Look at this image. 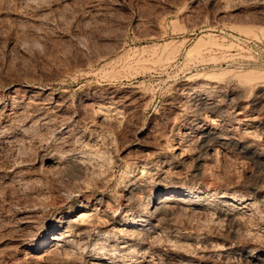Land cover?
I'll use <instances>...</instances> for the list:
<instances>
[{"label": "rangeland", "instance_id": "374dc122", "mask_svg": "<svg viewBox=\"0 0 264 264\" xmlns=\"http://www.w3.org/2000/svg\"><path fill=\"white\" fill-rule=\"evenodd\" d=\"M216 29L264 39V0H0V264H264V66Z\"/></svg>", "mask_w": 264, "mask_h": 264}, {"label": "bare ground", "instance_id": "6f19581e", "mask_svg": "<svg viewBox=\"0 0 264 264\" xmlns=\"http://www.w3.org/2000/svg\"><path fill=\"white\" fill-rule=\"evenodd\" d=\"M202 39V38H201ZM203 40V39H202ZM202 40H199L200 42H201V44L200 45H202V43L204 44V42L202 41ZM205 41V40H204ZM209 42V41H208ZM207 41H206V43H208ZM199 43V42H198ZM171 45V44H170ZM199 45V46H200ZM234 75H236L237 77H239L241 80H242V82H244L246 85L248 84V85H250V84H252L251 82H254V81H256L257 79H259L260 77H262L263 75H261V74H259V73H257V72H255V71H248V72H240V73H236V74H234ZM205 76V75H204ZM210 75H206L205 77H209ZM250 83V84H249ZM40 95V94H39ZM202 107H204V108H208V109H214V108H216V104H214V103H202ZM205 135H204V137H203V141H201L202 142V146H200L201 148L202 147H207V146H210V144L209 143H211V142H213V143H219L220 141H222V140H226V141H230L231 139L228 137H226L225 136V134H224V136H223V134H220V133H212V132H207V133H204ZM228 135H229V133H228ZM231 135V134H230ZM235 139V138H234ZM233 139V140H234ZM233 140H231V141H233ZM238 141V140H237ZM241 142V141H240ZM226 143V142H225ZM244 143V142H243ZM209 144V145H208ZM237 144V143H236ZM244 149H246V150H250L251 151V153H252V156H254L255 158L257 157V154H258V152L257 151H255V149L253 150L252 149V147L251 146H249L248 144L247 145H243V144H240ZM239 145V146H240ZM213 146V145H212ZM211 148V147H210ZM240 148V147H239ZM242 149V148H241ZM250 153V154H251ZM248 154V153H247ZM258 159V158H257ZM260 159V158H259ZM79 163V162H78ZM80 164H82V163H80ZM78 165V164H77ZM84 165V164H83ZM76 169H77V172H78V170L81 172L83 169H82V167L83 166H81V165H79V166H74ZM83 172V171H82ZM74 175V174H73ZM130 175V174H129ZM138 184V183H137ZM191 190V189H190ZM190 190H185V192H187L186 194H184L183 196H189V194H190ZM169 191V190H168ZM175 191H169V192H167L166 191V193L167 194H163L161 197H159L158 199H156V201H155V203L152 205V207H153V211L155 212V213H159V214H161V216L163 217V216H167V218H169V216H170V210H169V208L165 205V203L167 202H169V201H172L173 200V193H174ZM182 192V191H181ZM192 192V191H191ZM169 193V194H168ZM178 193V192H177ZM180 193V192H179ZM192 194V193H191ZM179 194H177V196H178ZM175 196V195H174ZM176 198V197H175ZM181 199V198H180ZM175 200V199H174ZM178 200H179V198H178ZM153 200L151 199V202H152ZM153 203V202H152ZM220 207V206H219ZM149 208V207H148ZM148 208L146 207V210L148 211ZM151 208V207H150ZM152 209V208H151ZM219 209V214L221 215V216H224L225 218H228L229 219V222H230V224H232V226H235V225H237L238 224V220L237 219H235L234 218V216H233V218L230 216V213L228 212V211H226L224 208H218ZM146 211V212H147ZM150 211V210H149ZM69 216V215H68ZM81 219H83L84 221L85 220H88L89 219V216L88 215H86V214H82L81 216ZM79 217V218H80ZM129 217V219H128V221H127V223H126V225L124 226V227H128V228H132V227H134V226H136V225H138V223L139 222H141L142 221V218L144 217L143 215H141V216H135V215H129L128 216ZM67 218H69V217H65V220L63 221V223H64V225L66 226V229H64V231L62 230V231H60L61 233H55V234H53L52 235V237H49V233H45V234H43V235H40V236H38V237H36L35 239H32L31 241H32V244H30V247L32 248V249H34V250H39V249H42V248H44L46 245H47V247H48V245L50 246L51 244H57V242H59V241H61L62 240V238H63V236L66 234V233H69L70 231L72 232V230H75V229H80V230H86L85 229V227H84V224L82 225V224H80V223H77V220H75V219H67ZM165 218V217H164ZM80 219V220H81ZM80 222V221H79ZM83 222V221H82ZM87 222V221H86ZM90 222V221H89ZM98 222V221H97ZM83 223H85V222H83ZM239 225V224H238ZM236 227V226H235ZM239 227V226H238ZM87 228V227H86ZM87 229H89V228H87ZM92 230V229H91ZM235 230V229H234ZM237 230V229H236ZM79 231V230H78ZM124 231V230H123ZM143 231V230H142ZM106 234V233H105ZM105 234H103V235H105ZM135 234V233H134ZM141 234V233H140ZM67 237L69 236V235H66ZM109 236V235H108ZM108 236H107V238H108ZM114 236V235H113ZM133 236V235H132ZM114 237H116V236H114ZM48 238H49V242H48V244H45V241L46 240H48ZM117 239V238H116ZM115 239V240H116ZM114 240V241H115ZM132 240V239H131ZM118 241V240H117ZM42 247V248H41ZM46 248V247H45ZM117 248H118V246H117ZM131 248H133L132 246H131ZM107 249V248H106ZM134 249V248H133ZM136 249V248H135ZM103 250V249H102ZM114 250V249H113ZM131 250V249H130ZM105 251V250H104ZM260 251H262L261 249H260ZM36 252V251H35ZM111 252H112V250H111ZM116 252V251H115ZM259 252V251H258ZM132 253V252H131ZM252 253H254V252H252ZM110 254V253H109ZM247 254H249L248 252H247ZM250 254H251V252H250ZM263 254V253H262ZM261 254V255H262ZM111 256V255H110ZM248 256H250V255H248ZM256 256V255H255ZM255 256H251L252 257V259H253V262H254V264H258L259 263V261H258V258H256ZM115 256H113V258H114ZM259 257V256H258ZM261 258V257H260ZM264 258V257H263ZM248 259V258H247ZM249 259H250V257H249ZM108 260H112V259H108ZM251 260V259H250ZM260 260V259H259ZM262 260H264V259H262ZM110 262V261H109ZM114 262V261H113ZM113 262H111V263H113ZM264 262V261H263ZM261 263H262V261H261ZM114 264V263H113ZM251 264H252V261H251Z\"/></svg>", "mask_w": 264, "mask_h": 264}, {"label": "built area", "instance_id": "2783aa9c", "mask_svg": "<svg viewBox=\"0 0 264 264\" xmlns=\"http://www.w3.org/2000/svg\"><path fill=\"white\" fill-rule=\"evenodd\" d=\"M189 34L187 41L194 36ZM226 46V50H221L223 60L221 65L235 69H245L252 66H264V39H253L246 36L229 33L224 29H216L214 34ZM229 43V44H226Z\"/></svg>", "mask_w": 264, "mask_h": 264}]
</instances>
